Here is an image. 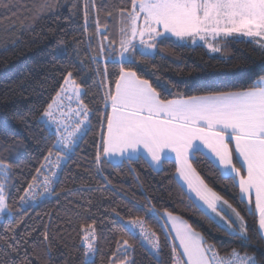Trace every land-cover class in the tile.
<instances>
[{
    "label": "snow or ice",
    "instance_id": "6c2138e0",
    "mask_svg": "<svg viewBox=\"0 0 264 264\" xmlns=\"http://www.w3.org/2000/svg\"><path fill=\"white\" fill-rule=\"evenodd\" d=\"M9 6L6 0H0V7ZM41 7L51 10L53 5L45 2ZM83 10L89 40L87 59L97 65L101 59L104 61L102 70L95 69L100 79L94 82L103 90V110L85 102L88 93L83 80L78 81L68 71L55 94L36 109L37 124L52 143L43 150L30 181L16 197L11 196L7 184L12 165L3 155L10 148L0 142V219L14 220L5 229L11 235L4 243L11 252L18 253L22 244L28 243L26 237L36 231L33 228L19 240L16 238V229L27 210L45 199L59 198L62 191L71 194L70 189L58 191L57 185L80 142L92 131L91 116L97 112L98 138L93 142L91 163L105 185L112 184L103 175L105 166L127 164L134 172L133 161L146 159L154 170H159L174 160L179 181L195 197L193 203L206 219L241 242V247L222 252L187 220L167 208L157 209L146 197L144 215H133L127 205L126 216L115 207L111 209L113 223H119V238L114 246L109 244L103 264H136L137 246L160 264L161 235L145 216L156 217L157 222L163 220L161 231L164 247L169 249L168 264H264V74H257L246 86L184 95L172 94L158 83L159 78L154 83L140 71V65L154 60L165 43L202 46L210 53H219L221 41L246 37L264 52V0H119L110 9L98 7L96 0H84ZM91 10L96 12L94 33L87 27ZM101 14L106 21L103 24ZM113 19L118 25L115 36L109 31ZM93 37H99L96 48L90 43ZM109 64L114 66L111 71ZM6 127V122H0V131H6ZM197 153L210 157L209 163L238 187L240 202L255 217V244L250 243L253 236L242 210L210 187L193 166ZM91 207L89 200L76 213L82 264H95L101 239L97 221L89 215ZM68 224L71 226V219ZM40 235L50 254L47 226ZM20 264H34L27 249Z\"/></svg>",
    "mask_w": 264,
    "mask_h": 264
},
{
    "label": "trees",
    "instance_id": "16d2710c",
    "mask_svg": "<svg viewBox=\"0 0 264 264\" xmlns=\"http://www.w3.org/2000/svg\"><path fill=\"white\" fill-rule=\"evenodd\" d=\"M9 7H0V122H6V131H0V142L6 143L10 151L3 155L12 165L11 179L7 181L12 197L22 194L35 168L42 160L43 150L52 141L37 124L36 109L49 96L58 90L62 78L68 71L83 80L88 95L85 102L93 109L103 110L102 89L96 83L100 77L95 69L104 67L103 59L94 64L87 59L88 36L85 32L84 0H6ZM45 2L52 9L42 8ZM76 4L73 8L72 5ZM100 8H111L119 0H96ZM96 12L91 10L87 27L95 32ZM101 24L105 23L103 14ZM117 21L109 22V31L115 36ZM93 48L99 37L90 41ZM223 56L212 55L204 47H175L165 43L163 51L154 60L140 65V71L148 74L154 83L164 85L175 94L201 95L208 91L246 86L257 74H264V52L244 38H229L220 43ZM84 61L82 64L81 61ZM153 65L155 67H153ZM113 70V65H108ZM154 73V75H152ZM158 90L162 89L158 88ZM95 94V95H93ZM169 98H172L171 96ZM23 117V119H22ZM92 131L80 142L76 155L69 162L57 185V190H72L71 194L61 192L59 198H48L29 208L23 223L16 229L19 240L25 232L27 244H22L18 253H13L4 243L10 236L5 229L14 223L13 219H0V261L4 264H20L25 249L34 264H82V250L76 238L78 223L76 213L91 200L90 216L97 221V232L101 239L99 251L94 257L95 264H103L109 244L119 238L116 231L119 223L115 220L112 208L121 215H127V207L133 215H144L146 197L157 209L167 208L175 215L187 220L196 230L204 234L223 252L226 248L241 247V242L217 230L203 215L184 188L176 179L175 163L166 162L159 170H154L145 159L133 161L122 167L105 166L104 176L111 181L105 185L91 163L94 155L93 142L98 138V114L91 116ZM39 141V142H38ZM206 155L197 153L193 166L206 183L224 199L242 210L255 244V217L240 202L239 189L231 179H225ZM239 166V165H238ZM138 177V179H137ZM100 187L101 191H96ZM79 189V191H76ZM18 190H20L18 192ZM72 220L71 226L68 221ZM148 223L161 235L163 251L160 264H168V251L164 247L162 220L145 216ZM47 226L50 235L51 252L40 235ZM114 246V244H113ZM136 264H157L144 249L137 246L134 253Z\"/></svg>",
    "mask_w": 264,
    "mask_h": 264
},
{
    "label": "crops",
    "instance_id": "0c3cea01",
    "mask_svg": "<svg viewBox=\"0 0 264 264\" xmlns=\"http://www.w3.org/2000/svg\"><path fill=\"white\" fill-rule=\"evenodd\" d=\"M204 151H206V150H204ZM208 158L211 159L210 157H208ZM145 160H146V159H145ZM173 162H174V160H173ZM152 168H153V167H152ZM153 169H154V168H153ZM176 179H177V181L179 182V184L184 188V190L187 192V194L191 197V199L194 200L195 197H194L192 194L188 193L186 186L183 185L182 181H179L177 175H176ZM225 211H228V210L225 208ZM162 222H163V220H162Z\"/></svg>",
    "mask_w": 264,
    "mask_h": 264
},
{
    "label": "rangeland",
    "instance_id": "374dc122",
    "mask_svg": "<svg viewBox=\"0 0 264 264\" xmlns=\"http://www.w3.org/2000/svg\"><path fill=\"white\" fill-rule=\"evenodd\" d=\"M244 39H247L248 40V38H246V37H244ZM220 47H221V45H219ZM205 48V47H204ZM206 49V48H205ZM207 50V49H206ZM208 51V50H207ZM210 53V52H209ZM210 54H212V55H221V56H223L224 54L222 53V49H221V52H219V53H210Z\"/></svg>",
    "mask_w": 264,
    "mask_h": 264
}]
</instances>
